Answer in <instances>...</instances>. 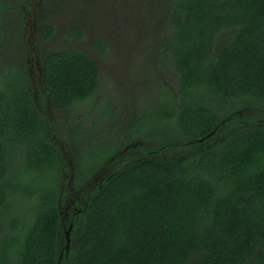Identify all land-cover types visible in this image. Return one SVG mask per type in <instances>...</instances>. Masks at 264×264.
I'll use <instances>...</instances> for the list:
<instances>
[{"label": "trees", "instance_id": "16d2710c", "mask_svg": "<svg viewBox=\"0 0 264 264\" xmlns=\"http://www.w3.org/2000/svg\"><path fill=\"white\" fill-rule=\"evenodd\" d=\"M163 2L174 86L111 152L72 129V194L85 202L67 222L70 166L41 103L90 99L99 62L78 48L44 54L39 98L24 66L0 83V264H264V0ZM54 32L43 25L41 39Z\"/></svg>", "mask_w": 264, "mask_h": 264}, {"label": "rangeland", "instance_id": "374dc122", "mask_svg": "<svg viewBox=\"0 0 264 264\" xmlns=\"http://www.w3.org/2000/svg\"><path fill=\"white\" fill-rule=\"evenodd\" d=\"M0 6L4 11L0 83L10 68L24 66L39 98L41 56L68 48L88 52L101 68L98 89L90 99L62 109L53 106L46 96L42 98L41 110L70 166V191L62 205L67 222L85 202L82 194H72L80 151L79 144L70 139L72 129L83 133L81 143L85 147L100 144L101 149L111 152L115 148L112 144H123L131 122L149 105L159 103L165 87L174 86L175 77L159 47V36L165 29V5L163 0H0ZM46 24L55 32L43 40L40 28ZM77 27L83 31L80 39L69 33ZM99 38L108 43L104 53L95 44ZM108 172V167L99 170L86 185L94 187ZM13 211L18 212L11 206L6 216Z\"/></svg>", "mask_w": 264, "mask_h": 264}, {"label": "water", "instance_id": "95a60500", "mask_svg": "<svg viewBox=\"0 0 264 264\" xmlns=\"http://www.w3.org/2000/svg\"><path fill=\"white\" fill-rule=\"evenodd\" d=\"M204 138H200V139H198V140H203ZM197 140V141H198ZM70 231H71V226H70V228L67 230V232H66V239H67V245H66V247H67V251H69V248H70V244H71V238H70Z\"/></svg>", "mask_w": 264, "mask_h": 264}]
</instances>
